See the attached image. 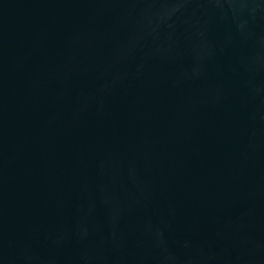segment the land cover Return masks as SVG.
Listing matches in <instances>:
<instances>
[{
    "label": "water",
    "instance_id": "95a60500",
    "mask_svg": "<svg viewBox=\"0 0 264 264\" xmlns=\"http://www.w3.org/2000/svg\"><path fill=\"white\" fill-rule=\"evenodd\" d=\"M0 264H264V0H0Z\"/></svg>",
    "mask_w": 264,
    "mask_h": 264
}]
</instances>
